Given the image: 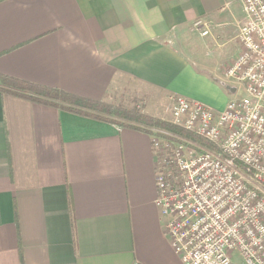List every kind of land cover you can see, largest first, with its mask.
Segmentation results:
<instances>
[{
    "label": "crops",
    "instance_id": "crops-1",
    "mask_svg": "<svg viewBox=\"0 0 264 264\" xmlns=\"http://www.w3.org/2000/svg\"><path fill=\"white\" fill-rule=\"evenodd\" d=\"M243 19L241 0H0V74L111 105L150 92L153 109L181 96L221 111ZM233 24L219 74L202 51ZM0 88V264H21L19 247L23 264H183L155 203L150 132Z\"/></svg>",
    "mask_w": 264,
    "mask_h": 264
},
{
    "label": "built area",
    "instance_id": "built-area-1",
    "mask_svg": "<svg viewBox=\"0 0 264 264\" xmlns=\"http://www.w3.org/2000/svg\"><path fill=\"white\" fill-rule=\"evenodd\" d=\"M240 52L225 77L242 91L221 111L181 96L172 124L203 143L150 128L156 206L183 264H264V0H241ZM193 28L208 34L196 19ZM163 139V140H162Z\"/></svg>",
    "mask_w": 264,
    "mask_h": 264
},
{
    "label": "trees",
    "instance_id": "trees-1",
    "mask_svg": "<svg viewBox=\"0 0 264 264\" xmlns=\"http://www.w3.org/2000/svg\"><path fill=\"white\" fill-rule=\"evenodd\" d=\"M0 84L11 88V90H7L9 93L33 102L53 106L82 116L142 129L148 132L150 128L155 127L156 129L203 143L208 147L211 146L210 143L203 141L194 133L160 119L152 118L147 114L141 113L135 107H125L123 105H111L104 102L92 101L66 93L59 89L31 84L3 74H0ZM0 90L3 89L0 88ZM93 112H98V114ZM109 116L117 117L122 121L113 120L109 118ZM19 252L21 264H23L20 247Z\"/></svg>",
    "mask_w": 264,
    "mask_h": 264
},
{
    "label": "rangeland",
    "instance_id": "rangeland-1",
    "mask_svg": "<svg viewBox=\"0 0 264 264\" xmlns=\"http://www.w3.org/2000/svg\"><path fill=\"white\" fill-rule=\"evenodd\" d=\"M242 23L240 24V26L242 25ZM234 30H235L234 24L228 25L222 30V33L219 35L218 40L213 42L212 44L207 45L202 51L203 52L202 61L205 63V65H207L209 69L213 70L216 73L223 74L222 73L223 68L226 65H228L230 60H232V58L237 54V43L235 40L232 39ZM194 31L200 34V32L197 31L196 29H194ZM236 88H238L236 93L233 96L229 97L231 100L233 99L235 100L239 96L242 95L241 89L239 87H236ZM151 95L152 94L148 92L146 94L140 95V97L138 98L133 97L131 99L122 101V103L124 104L116 103L113 105H123L125 107H135L141 113L147 114L151 116L152 118L160 119L164 122H168L172 124V116H171L172 99L168 97L166 99H163V101L161 100V103H160L161 107L158 108L157 110L151 107L152 105L150 104ZM212 98H213V101L216 103L220 101V97L218 96L216 97L215 93H213ZM93 113L98 114V112H93ZM182 138H185V137H182ZM232 264H244L243 260L238 256V254H236V252L233 254Z\"/></svg>",
    "mask_w": 264,
    "mask_h": 264
}]
</instances>
